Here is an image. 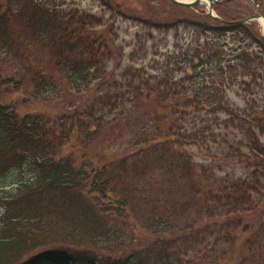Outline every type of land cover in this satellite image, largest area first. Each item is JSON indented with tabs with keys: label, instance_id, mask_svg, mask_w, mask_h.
Returning <instances> with one entry per match:
<instances>
[{
	"label": "trees",
	"instance_id": "1",
	"mask_svg": "<svg viewBox=\"0 0 264 264\" xmlns=\"http://www.w3.org/2000/svg\"><path fill=\"white\" fill-rule=\"evenodd\" d=\"M93 1L109 20L75 0H0V264H264V46L258 22L237 23L252 2L217 0L216 19L169 0ZM117 18L197 42L154 78L115 76ZM234 86L248 108L230 104ZM229 129L245 136L233 151ZM220 137L247 176L223 173Z\"/></svg>",
	"mask_w": 264,
	"mask_h": 264
},
{
	"label": "rangeland",
	"instance_id": "2",
	"mask_svg": "<svg viewBox=\"0 0 264 264\" xmlns=\"http://www.w3.org/2000/svg\"><path fill=\"white\" fill-rule=\"evenodd\" d=\"M75 2L76 5L83 10L102 15L107 20L111 18V13L103 10L101 5L93 0H75ZM259 25L261 26V30H263L264 26L262 24ZM114 26L117 29L115 46H117L118 51L117 57L113 58L108 64V67L109 71H112L115 76H122L124 74L123 72L132 68L139 69L144 67L145 77L150 76L154 78L159 74L157 69H161L165 63L169 64L174 58L179 57L180 54L183 53L184 55L186 49L192 48L197 42L195 32L183 28L166 32H158L154 30L147 31L131 20H121L120 18L115 20ZM170 67L175 68V71H173L175 77H182L186 70L183 66H181L179 70H177V66L171 65ZM239 86L227 89L226 94L233 107L243 110L248 108L247 100H250L249 97L251 95L249 92L240 89ZM257 90H259V88ZM71 95L72 93L65 94L62 99L76 101ZM18 96L19 95L13 94V98ZM255 96L257 99L263 97L260 93ZM30 104L35 107V102H30ZM47 106L51 109H56L55 104H47ZM29 108L32 109V107ZM218 118L219 123L221 124V129L225 133V114H219ZM227 132L229 134L228 141L231 144L229 150L233 151L234 149H238V141L245 139V136L240 133L239 129H229ZM224 133L222 137L224 136ZM222 137L219 138L218 144L214 145L215 147L213 149V152H216L217 148L218 155L229 151L227 148L220 146V140ZM124 142L125 139H122L117 141L116 144L119 145V143ZM261 143L264 145V137L261 138ZM188 149L194 154L195 160L202 161V154L196 146H191ZM242 151L250 153V149L246 147H243ZM232 156L233 152L229 151V161L222 164L225 165L223 166V173L229 172L230 174L234 173L237 176H247L248 170H246L243 165L237 164L239 160L238 157ZM206 161L209 162L210 160L206 159ZM26 171L27 169L23 170V173L21 171L10 172L1 182L2 192L4 194H9L16 188V183L23 180V178L28 179L29 175Z\"/></svg>",
	"mask_w": 264,
	"mask_h": 264
},
{
	"label": "water",
	"instance_id": "3",
	"mask_svg": "<svg viewBox=\"0 0 264 264\" xmlns=\"http://www.w3.org/2000/svg\"><path fill=\"white\" fill-rule=\"evenodd\" d=\"M172 3L178 5V6H183V7H195L198 5H203L206 6L208 14L216 19H219L213 11L212 5L216 2L217 0H170ZM253 3V6L257 10V13L254 14L253 16H250L248 18H245L244 20L238 21L240 24H245L250 21H257L258 23L262 24L264 26V14L258 5V2L256 0H251ZM264 29V28H263ZM261 35V41L264 45V30L260 33Z\"/></svg>",
	"mask_w": 264,
	"mask_h": 264
}]
</instances>
